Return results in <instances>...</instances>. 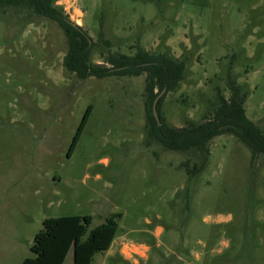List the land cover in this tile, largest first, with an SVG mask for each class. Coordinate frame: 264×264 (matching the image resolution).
<instances>
[{"label": "rangeland", "instance_id": "obj_1", "mask_svg": "<svg viewBox=\"0 0 264 264\" xmlns=\"http://www.w3.org/2000/svg\"><path fill=\"white\" fill-rule=\"evenodd\" d=\"M56 4L92 37L94 63L111 67V56L138 48L186 61L178 88L161 92L170 125L203 122L234 79L264 132V0ZM68 50L57 22L26 6L0 8V264L33 256L47 218L91 215L90 231L115 213L112 248L93 264H264V155L253 159L226 133L211 141L200 170L199 153L148 138L145 74L81 79L64 67ZM187 160L197 172L182 167ZM121 238L149 250L117 258ZM64 264H74L73 250Z\"/></svg>", "mask_w": 264, "mask_h": 264}, {"label": "trees", "instance_id": "obj_2", "mask_svg": "<svg viewBox=\"0 0 264 264\" xmlns=\"http://www.w3.org/2000/svg\"><path fill=\"white\" fill-rule=\"evenodd\" d=\"M57 0H0V8L5 6H26L36 14L49 18L64 30L69 50L64 58L67 71L77 74L81 79L88 77L103 78L106 76H141L146 75L147 98L145 101L147 136L156 139L163 146L174 151H195L203 156L202 170L208 163L211 141L223 134L233 133L252 151L253 159L264 155V132L247 115L246 101L248 93L236 80L230 79L231 96L219 94L218 102L213 106V113L206 115L200 123H191L185 127L170 125L163 113L160 98L157 109L159 123L153 112L155 99L163 89L168 92L178 88L185 79L187 63L167 53H151L137 49L134 56L122 54L111 56V67L100 66L91 61L94 45L92 37L83 27L73 22L63 8L56 4ZM101 31L100 36L103 37ZM94 106L90 104L76 131L68 150L71 157L81 139ZM182 167L189 174L197 172L190 168L189 160ZM202 168V169H201ZM121 213H115L106 221L89 231L93 223L91 215H64L47 218L43 228L36 234L31 248L33 256L27 257L22 264H64L73 250L74 264H93L96 254L107 251L119 229L118 219Z\"/></svg>", "mask_w": 264, "mask_h": 264}, {"label": "crops", "instance_id": "obj_3", "mask_svg": "<svg viewBox=\"0 0 264 264\" xmlns=\"http://www.w3.org/2000/svg\"><path fill=\"white\" fill-rule=\"evenodd\" d=\"M159 231L161 232L162 231V228L159 229ZM114 243V241H113ZM112 243V245H113ZM112 245L111 247L108 249V251H110V249L112 248ZM116 245L118 246L119 248V254L120 255H116L117 258H121V259H124V260H129L132 258L133 254L136 253H142L143 251H141V248L142 249H147L149 250V247L145 244V243H135V242H132V241H128L126 238H121L119 240L116 241ZM123 255V257H122Z\"/></svg>", "mask_w": 264, "mask_h": 264}, {"label": "water", "instance_id": "obj_4", "mask_svg": "<svg viewBox=\"0 0 264 264\" xmlns=\"http://www.w3.org/2000/svg\"><path fill=\"white\" fill-rule=\"evenodd\" d=\"M100 65L108 66L107 64H102V63ZM161 95H162V93L155 99V102H154V105H153V112H154L155 117L158 119L159 123H161V121H160V116H159V112H158V109H157V104H158V101H159V98H160Z\"/></svg>", "mask_w": 264, "mask_h": 264}, {"label": "built area", "instance_id": "obj_5", "mask_svg": "<svg viewBox=\"0 0 264 264\" xmlns=\"http://www.w3.org/2000/svg\"><path fill=\"white\" fill-rule=\"evenodd\" d=\"M78 21V20H77Z\"/></svg>", "mask_w": 264, "mask_h": 264}]
</instances>
